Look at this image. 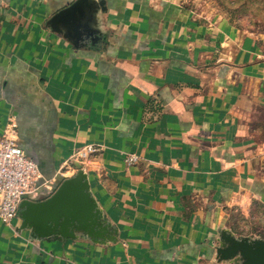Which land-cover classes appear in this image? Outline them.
Instances as JSON below:
<instances>
[{
  "label": "crops",
  "instance_id": "crops-1",
  "mask_svg": "<svg viewBox=\"0 0 264 264\" xmlns=\"http://www.w3.org/2000/svg\"><path fill=\"white\" fill-rule=\"evenodd\" d=\"M71 1L0 0V135L13 124L45 179L84 168L116 239L0 221V264H229L221 228L264 238V44L182 0H104L76 47L47 24Z\"/></svg>",
  "mask_w": 264,
  "mask_h": 264
},
{
  "label": "water",
  "instance_id": "water-1",
  "mask_svg": "<svg viewBox=\"0 0 264 264\" xmlns=\"http://www.w3.org/2000/svg\"><path fill=\"white\" fill-rule=\"evenodd\" d=\"M104 11V0H73L51 16L47 24L74 46H86L99 39L98 17ZM18 218V230H27L34 239L61 241L83 237L99 244L116 239L115 229L105 219L82 167L62 179L44 199H22ZM216 240L217 263L264 264V238L235 236L230 229L221 228Z\"/></svg>",
  "mask_w": 264,
  "mask_h": 264
},
{
  "label": "built area",
  "instance_id": "built-area-1",
  "mask_svg": "<svg viewBox=\"0 0 264 264\" xmlns=\"http://www.w3.org/2000/svg\"><path fill=\"white\" fill-rule=\"evenodd\" d=\"M99 149V145L91 143L78 147L71 154L70 162L82 165ZM134 160L133 155L124 158L127 164ZM69 169L64 167V170L60 171V181L68 177ZM57 182L58 180L45 179L41 175L36 163L20 147L14 125L7 124L0 135V221L11 226L18 219L19 203L22 199L41 188L46 189L50 195L59 183Z\"/></svg>",
  "mask_w": 264,
  "mask_h": 264
},
{
  "label": "rangeland",
  "instance_id": "rangeland-1",
  "mask_svg": "<svg viewBox=\"0 0 264 264\" xmlns=\"http://www.w3.org/2000/svg\"><path fill=\"white\" fill-rule=\"evenodd\" d=\"M201 17L233 23L264 44V0H182Z\"/></svg>",
  "mask_w": 264,
  "mask_h": 264
}]
</instances>
